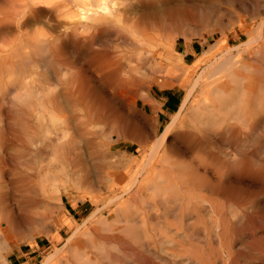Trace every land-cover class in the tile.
I'll return each mask as SVG.
<instances>
[{"label": "bare ground", "instance_id": "1", "mask_svg": "<svg viewBox=\"0 0 264 264\" xmlns=\"http://www.w3.org/2000/svg\"><path fill=\"white\" fill-rule=\"evenodd\" d=\"M205 1L116 0L110 17L71 21L61 31L55 10L34 0H0V246L9 230L24 226L31 236L55 232L52 254L41 264H179L181 252L192 249L189 263L228 264L235 239L228 236L264 234L256 225L264 223L257 215L264 211L258 200L264 193V37L252 32L237 54L240 44L227 48L226 37L214 53L207 44L186 70L175 55L178 36L194 22H218L216 1ZM217 1L250 13L258 5ZM256 42L253 53L261 59L244 60ZM182 71L179 85L187 91L178 109L158 136L156 118L154 138L148 137V127L129 111L136 108L140 122L164 113L146 89ZM130 125L142 157L121 165L111 160L112 145ZM100 186L108 195L98 197L101 206L81 223L56 219L43 226L36 209L29 211L33 205L48 211L50 199ZM209 215L217 218L214 228L207 221L213 239L201 245L206 233L198 238L194 226Z\"/></svg>", "mask_w": 264, "mask_h": 264}, {"label": "rangeland", "instance_id": "2", "mask_svg": "<svg viewBox=\"0 0 264 264\" xmlns=\"http://www.w3.org/2000/svg\"><path fill=\"white\" fill-rule=\"evenodd\" d=\"M215 1L216 2H214L215 4L213 6V9H214L215 12L217 11V13H219V16L216 15V16H218V22L210 21L209 23H205V25L202 24V23H200V22H198V21L197 22H194V23H192L191 25L188 26V30H185L184 36L182 37V35H180V36H178V38L176 40V46H175L176 52H175V55L182 57L183 64H184V67H185L186 70L191 69V66H194L196 64L198 58L201 56V51H202L201 49H205V46H207V44H210V45L212 44L213 45V48L210 50V53H214V52H216V50L222 44V41H220V40H222L224 37H226V38H228V43H229V47H227V48H234V47H236V46H238L240 44L238 47H240L241 49L234 50V53L237 54V53L242 52V49H244V45H242V44H244L247 41V38H248V35L249 34L251 35V34L255 33L254 31L257 30V32L255 34L260 33L264 37V22H263L264 21V13H262V12H264V11H262V10H264L263 9L264 7L262 8V5L264 4L262 1H264V0H262V1H260V0H258V1L256 0L255 1L254 0L255 4L256 5L258 4L257 5L258 7L256 6V9L258 8L259 11L255 9L254 11H251V13L249 12V10L248 11L247 10L246 11H242V10L240 11L238 9L232 8L227 3H224V2H221V1L218 2L217 0H215ZM193 2L196 3V4H199V5H203L206 1L205 0H193ZM256 2H259V3H256ZM178 3H180V2H178ZM261 3H263V4H261ZM228 9L230 11L232 10L231 12H232L233 17L231 15V12L228 11ZM142 10L143 9H139V12H142ZM227 11L230 12V13L228 14ZM237 11H238V13H237ZM254 12H257V13L254 14ZM258 13H260V14H258ZM238 14H239V16H238ZM248 14H250V15H248ZM235 15H236V17L237 16L238 17L236 18ZM247 15L249 16V18H248ZM254 15H256V16H254ZM253 16H254V18L252 19ZM238 19H240V20L238 21ZM249 19L251 21H249ZM244 20H246V21H244ZM212 24H218V27H216L217 25L214 26ZM193 27L196 28V29H194ZM259 27H261V28H259ZM190 30H192L193 32L190 31ZM194 31H196V32H194ZM255 34H253V35H255ZM216 41H219V42H217V44H215ZM258 46H259V44L257 42L254 43L251 46V48H249L244 53V60H246V61L247 60L250 61L251 59L254 60V58H253L254 56L256 57L255 59L258 58L260 60L261 59L260 58V55L258 53H256V52L253 53L254 52V49L255 50H258V49H256V47L258 48ZM250 52H251V55L252 56L250 55ZM256 54H258V55H256ZM217 56L218 55H215L214 56L215 60L218 58ZM249 56H250V59H249ZM210 64H211V62L208 64V66ZM208 66L207 65L201 66L199 69L196 70L194 76H198V74H200L201 72H203V70L206 69ZM184 75H185V71L184 72L182 71L181 73L178 72V74H176V76L172 75V76H170L168 78H158L157 81H156V84L151 89H149V90L146 89L154 97V99L157 100L158 107L160 109L161 108L165 109L164 113L162 111H157L159 114L155 113L154 114V119H152L150 116H148L146 118V120H144L143 122H140L141 120L139 118L138 113L136 115V112H137L136 108H135L134 111H129V112H131L132 120L134 119V121L136 123L139 120L138 124H140V126L143 129H144V127H145V129L148 127L147 128L148 130L147 129L146 130L144 129L145 130V133H147L148 137L150 136L151 138L152 137L154 138V136H152V135H154V132H153L154 131V122H155V119L156 118L158 120V124H157V136H158L161 133V131L163 130V128L165 127V125L169 122V120H170V116L169 115L170 114H173L178 109V106L180 105V103L182 101V98H183L185 92L187 91V88L186 87L179 85L180 80L183 79V78H185ZM178 77H180V78H178ZM177 91H180V94L178 95L179 101L178 102L174 101L176 104L173 103L169 107H167L166 106V103H165V93L177 92ZM138 106L140 107V103L138 104ZM127 112H128V109L127 110H124V113H127ZM134 114L136 116H134ZM131 115L129 113V116H131ZM156 115H158V116H156ZM149 118H151V119L149 120ZM145 123H147V126H145L146 125ZM132 126L133 125H130L129 128L127 127L130 130L132 129L131 130L132 132L131 131L129 132V130H127V128H124L125 130L124 129L119 130L118 136H120V139L118 137L115 138L116 142L114 140L115 143H114V145H112L113 146V149L111 151V154H112L111 160L113 162L119 163L121 165H126L133 158H137L138 160L141 159V157H142V155H140L141 153L135 151L136 146H137L136 141H138L137 140L138 137L135 136V134L137 135V129H136V126L135 125H134L135 128H134V126L133 127ZM134 131H135V133H133ZM148 132L150 134H148ZM124 133H125V135H124ZM130 133L131 134L133 133V134L130 135ZM124 136H126L127 138L124 137ZM131 136H133L134 139L136 138V141H132L134 139ZM128 137H129V139H128ZM118 152H119V154H117ZM115 153L117 154V156H114V155H116ZM121 154H123V155H121ZM120 155L123 156V158ZM125 155H127V156H125ZM127 158L129 159V161H126ZM116 160H120V161H116ZM121 161L122 162H125V164L122 163ZM103 187L104 186L96 187L97 189H99L98 190L99 192L97 190L96 191L95 190L94 191L92 190L93 192L90 191L91 192L90 194L88 193L87 190H84L82 188H81L82 190L81 189H77L79 191H77L75 189V190L67 193V195L66 194L63 195L60 200H57V199H54V198L52 200L50 199L48 201V204L49 205L48 204L47 205H48V207H50L49 210L51 209L52 212L51 211L49 212V210L47 211V208L46 207L45 208L43 206L42 207H39L40 205L30 206L31 209L29 208V211H30V213H32L34 211V209L38 210L37 211L38 214L34 213L36 210L32 214L34 216L35 215L36 216L38 215L37 216L38 218H42V219L44 218L42 221H40L41 225H43V226L47 225V223H49L50 220L52 222V221H56V219L58 221H63V222H66V223L67 222L69 223L71 221L73 222L74 220H76L79 223H81L86 217H88L97 208H99L101 206V204L100 205L97 204V202L100 200V198H98V197H105L106 195H108V190L106 188H103ZM102 189H104V190H102ZM132 192L133 191H131L130 193L124 195V197L121 198L119 201H117L115 203V205L118 204L119 202L121 203V202H124V201L126 202L127 200H129L130 194ZM112 195L115 196L116 193H114ZM263 196H264V193H262L261 196H259V199L258 200L264 201ZM110 198L111 197L106 198L102 202V204L108 202L110 200ZM38 208H40V209H38ZM69 210H71V212ZM257 215L260 216L259 218L263 219L262 222H264V218H263L264 217L263 216L264 215V211L261 214L259 213ZM205 217L206 216H204V219H205ZM49 218H52V219H49ZM206 218H207V219H205L206 222L204 221V219H202L203 221L200 219L199 221H197L198 223L196 222V224L194 226L195 227V231L198 232L197 233L199 235L198 238H202L203 236H201V235L202 234L204 235V233H206L204 235L205 237L202 238V239H205V240L198 239L199 241L198 242L196 241L198 244H201L202 243L201 245H203L204 243H208L209 244L211 242L210 240L213 239V237H212V229L214 228L215 224L217 223V221H216L217 218H215L214 215H212V216L209 215ZM209 219H211V220H209ZM212 220H214V221L211 222ZM207 221L211 222L212 224H210ZM198 224H200V225H198ZM201 224H203L206 227L205 228L206 230L205 229H203V230L201 229V228H204V226L201 225ZM256 225H258V227L261 226V229H264V223L262 224L260 222L259 224L257 223ZM208 226H210V227H208ZM254 227H256V226L254 225ZM19 230H18L19 232L18 231L17 232H13V231L10 232V230H9L8 231L9 235L5 234V236H6L7 239L5 238V240L3 241L2 246H0V258H1L0 259L1 260L0 261V264H41L42 263V259L48 258L52 254L53 248L51 246L52 243H51L50 237H52L55 234L54 231H52L51 233H47V234L46 233L44 234L45 231L44 232L41 231L40 233L39 232L38 233H34L33 236H31L30 235V232H28V230L25 229L24 226H21V228H19ZM202 231H204V232H202ZM251 231H245L244 235H240V236H238V235L240 233H242V232H240V233H238L236 235H233V236H228V238L229 237H232L233 239L234 238L236 239V240L234 239L236 242L234 240H232L233 243L230 246V248H231L230 251H232V250L233 251L231 252L232 253L231 262H229L228 264H230V263L231 264H239V262H240V264H243V263L244 264H264V255H263V258L261 257L262 254H264V253H262V252H264L263 251L264 248H261L262 246L264 247V244H263L264 243L263 242L264 241V234H262V233L261 234H259V233H252V234H250ZM12 232L14 234L13 235H10V234H12ZM64 232H65V230H61V235H64ZM208 233L210 235H207ZM24 235H25V237H23ZM250 236L251 237L253 236L252 237L253 239ZM67 237H68L67 234H65L64 239H66ZM238 237L241 238V239H239ZM257 237L259 239L263 237L262 238L263 240L262 239L259 240V239H257ZM228 238H226V240H230L231 241V239L230 238L228 239ZM243 238H244V240H243ZM249 239L252 240V243L249 241ZM195 240H193L194 243H196ZM257 240L259 241L258 242L259 244L262 243V242L263 243L260 244V245H258V243H256ZM246 242H247V244H244ZM212 243H213L212 245L214 247H216V245L214 244V242H212ZM187 246L188 245H186L185 247L188 248ZM254 249H256V250H254ZM258 249L260 251H258ZM166 250H167V252H169L168 247L166 248ZM192 250H189V252H187L190 255H188L186 253L182 254V252H181L182 258L184 260L181 259V258H179V260L184 261V264L189 263L190 261H189L188 257L190 256L189 258H192V254H191L193 252ZM241 250L242 251L244 250V253ZM245 250H248L251 253H247L248 251H245ZM233 252L239 253L240 255L238 254L239 255L238 256V255H236V253H233ZM253 252H254V254H252ZM257 252L258 253L260 252V253L258 254ZM160 254L163 255V256H165V257L168 256V255H164L162 253H160ZM250 254H251V256H250ZM183 255L184 256H187V258L185 259ZM241 255L243 257H245V255H246V257L244 258V260H243V257ZM233 256H235V257H233ZM232 257H233V262L236 261L235 263L232 262ZM236 257H240V259L239 258L236 259ZM254 257L257 258V261L255 260L256 258H254ZM249 259H251V260H249ZM179 260H178V258L176 259V261H178L179 264H181L180 263L181 261H179ZM167 264H169V263H167ZM182 264H183V262H182ZM189 264H193V262L191 261V263H189ZM197 264H200V263H197ZM218 264H221V262H219Z\"/></svg>", "mask_w": 264, "mask_h": 264}, {"label": "clouds", "instance_id": "3", "mask_svg": "<svg viewBox=\"0 0 264 264\" xmlns=\"http://www.w3.org/2000/svg\"><path fill=\"white\" fill-rule=\"evenodd\" d=\"M34 3L48 10H55L57 22L63 23L61 31L67 30L71 21L96 20L110 17L116 9V0H34ZM63 5V7H58ZM69 8L75 9L71 15ZM82 13H87L85 16ZM43 31V28H37Z\"/></svg>", "mask_w": 264, "mask_h": 264}, {"label": "crops", "instance_id": "4", "mask_svg": "<svg viewBox=\"0 0 264 264\" xmlns=\"http://www.w3.org/2000/svg\"><path fill=\"white\" fill-rule=\"evenodd\" d=\"M174 92H169L168 95L165 94V103L166 106L169 107L171 104L175 103V97H174Z\"/></svg>", "mask_w": 264, "mask_h": 264}, {"label": "trees", "instance_id": "5", "mask_svg": "<svg viewBox=\"0 0 264 264\" xmlns=\"http://www.w3.org/2000/svg\"><path fill=\"white\" fill-rule=\"evenodd\" d=\"M166 95H168L169 93H165ZM180 94V91H177V92H174V97H175V101L178 102L179 101V98H178V95ZM176 104V103H174Z\"/></svg>", "mask_w": 264, "mask_h": 264}, {"label": "snow or ice", "instance_id": "6", "mask_svg": "<svg viewBox=\"0 0 264 264\" xmlns=\"http://www.w3.org/2000/svg\"><path fill=\"white\" fill-rule=\"evenodd\" d=\"M171 139H172V136L169 135L168 138H167V141H171ZM69 211L71 212V210H69Z\"/></svg>", "mask_w": 264, "mask_h": 264}]
</instances>
